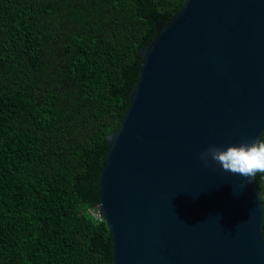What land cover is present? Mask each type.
<instances>
[{"label": "water", "instance_id": "1", "mask_svg": "<svg viewBox=\"0 0 264 264\" xmlns=\"http://www.w3.org/2000/svg\"><path fill=\"white\" fill-rule=\"evenodd\" d=\"M156 30L101 168L113 264H264L255 181L199 159L264 133V0H185Z\"/></svg>", "mask_w": 264, "mask_h": 264}, {"label": "trees", "instance_id": "2", "mask_svg": "<svg viewBox=\"0 0 264 264\" xmlns=\"http://www.w3.org/2000/svg\"><path fill=\"white\" fill-rule=\"evenodd\" d=\"M184 2L0 0V264H113L112 235L89 210L107 136L129 108L139 50ZM255 185L264 204V174Z\"/></svg>", "mask_w": 264, "mask_h": 264}, {"label": "clouds", "instance_id": "3", "mask_svg": "<svg viewBox=\"0 0 264 264\" xmlns=\"http://www.w3.org/2000/svg\"><path fill=\"white\" fill-rule=\"evenodd\" d=\"M199 159L204 167H209L210 164L222 166L223 171L242 176L251 184L257 175L264 174V139L252 138L227 148L212 145L199 154ZM102 209L101 203L89 209L93 212V223H103L106 220Z\"/></svg>", "mask_w": 264, "mask_h": 264}]
</instances>
